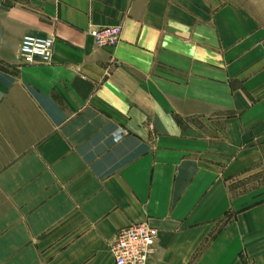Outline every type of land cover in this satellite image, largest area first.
<instances>
[{
	"label": "crops",
	"instance_id": "0c3cea01",
	"mask_svg": "<svg viewBox=\"0 0 264 264\" xmlns=\"http://www.w3.org/2000/svg\"><path fill=\"white\" fill-rule=\"evenodd\" d=\"M140 221L147 264H264V0H0V264H114Z\"/></svg>",
	"mask_w": 264,
	"mask_h": 264
},
{
	"label": "built area",
	"instance_id": "2783aa9c",
	"mask_svg": "<svg viewBox=\"0 0 264 264\" xmlns=\"http://www.w3.org/2000/svg\"><path fill=\"white\" fill-rule=\"evenodd\" d=\"M121 30V24H110L89 26L87 32L96 46H105L116 45ZM53 43L51 35L26 33L19 42L18 55L23 63L49 62ZM156 236L157 228L146 221L132 222L121 227L109 244L114 264H147Z\"/></svg>",
	"mask_w": 264,
	"mask_h": 264
}]
</instances>
